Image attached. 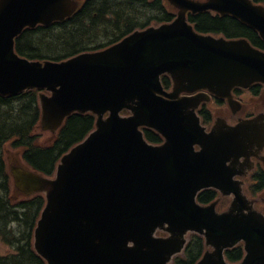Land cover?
<instances>
[{
    "label": "water",
    "instance_id": "95a60500",
    "mask_svg": "<svg viewBox=\"0 0 264 264\" xmlns=\"http://www.w3.org/2000/svg\"><path fill=\"white\" fill-rule=\"evenodd\" d=\"M169 1L179 8L170 24L101 52L42 63L17 55L15 38L26 27L64 21L78 2L0 0V95L51 92L40 96L44 130L55 132L76 111L98 117L96 130L62 158L55 179L12 166L18 191L46 195L34 247L47 264H167L188 230L214 248L199 264H228L224 250L242 240L241 264H264V216L233 180L240 157L249 161L264 137L261 120L234 128L218 120L208 134L195 113L204 96L179 97L204 89L230 99L235 86L264 83L263 52L246 40L196 33L187 11L231 13L264 37V7L249 0ZM164 74L175 83L171 94L163 91ZM124 110L132 115L121 116ZM141 127L166 142L148 144ZM209 187L236 196L227 212L195 203ZM158 230L170 236L156 237Z\"/></svg>",
    "mask_w": 264,
    "mask_h": 264
},
{
    "label": "trees",
    "instance_id": "16d2710c",
    "mask_svg": "<svg viewBox=\"0 0 264 264\" xmlns=\"http://www.w3.org/2000/svg\"><path fill=\"white\" fill-rule=\"evenodd\" d=\"M254 1L264 3V0ZM174 18L175 11L163 0H85L82 8L63 23H55L50 28L38 26L26 29L16 40V50L29 59L62 60L113 44L136 28L171 22ZM189 18L201 33L246 37L264 49V42L256 32L231 17L202 13ZM164 84L169 87L170 81L164 78ZM39 118L37 91L14 99L0 97V237L14 248L13 253L0 255V264H45L32 247V232L44 199L37 196L21 203L11 199L10 178L3 158L5 146L10 144L15 149H21L24 160L31 168L52 175L60 157L85 138L95 121L92 115L74 114L67 119L57 138L44 145L38 132ZM145 132L150 142L162 141L155 132ZM213 198V191H206L201 196L204 202ZM17 207L22 211H17ZM11 223H16V228H12ZM202 251L201 243L197 248L198 254L189 251V259L192 260L183 264H193ZM242 255L241 247L228 252L229 259L233 261L241 259Z\"/></svg>",
    "mask_w": 264,
    "mask_h": 264
},
{
    "label": "rangeland",
    "instance_id": "374dc122",
    "mask_svg": "<svg viewBox=\"0 0 264 264\" xmlns=\"http://www.w3.org/2000/svg\"><path fill=\"white\" fill-rule=\"evenodd\" d=\"M241 101H243L245 104L249 105V108L252 110L253 106V101L254 99L252 98V96L248 93H244L242 96H241ZM259 104V102H258ZM259 106V105H258ZM210 109L216 114V110L219 108L218 106L214 105V104H211L210 106ZM225 108V106H222ZM49 135L47 133H44L42 138H41V143H45ZM10 153H13L12 154V157H14L15 159L14 160H7V163H9L10 161H19L20 160V151L17 150V149H14L10 144H7L6 145V150H5V154H10ZM14 154H18V155H14ZM21 197L20 195L18 196V198ZM16 224L15 223H11V226L12 228H16L15 226ZM14 251V248L9 245V243L3 238V237H0V254L2 255H5V254H8V253H11Z\"/></svg>",
    "mask_w": 264,
    "mask_h": 264
}]
</instances>
